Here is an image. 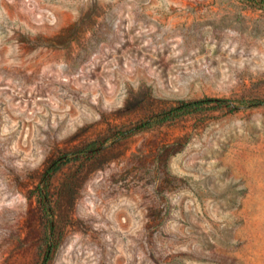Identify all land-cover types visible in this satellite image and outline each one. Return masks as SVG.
<instances>
[{
	"label": "rangeland",
	"instance_id": "374dc122",
	"mask_svg": "<svg viewBox=\"0 0 264 264\" xmlns=\"http://www.w3.org/2000/svg\"><path fill=\"white\" fill-rule=\"evenodd\" d=\"M263 157L264 0H0V264H264Z\"/></svg>",
	"mask_w": 264,
	"mask_h": 264
},
{
	"label": "trees",
	"instance_id": "16d2710c",
	"mask_svg": "<svg viewBox=\"0 0 264 264\" xmlns=\"http://www.w3.org/2000/svg\"><path fill=\"white\" fill-rule=\"evenodd\" d=\"M212 100L213 99H210V98L182 100L178 106L173 108L174 115L175 116L184 115V114L203 110L204 108H206L207 104H209ZM51 235H52V232H51ZM55 240H56L55 238H51V243H49V248L46 251L42 264H49L53 249L58 244Z\"/></svg>",
	"mask_w": 264,
	"mask_h": 264
},
{
	"label": "bare ground",
	"instance_id": "6f19581e",
	"mask_svg": "<svg viewBox=\"0 0 264 264\" xmlns=\"http://www.w3.org/2000/svg\"><path fill=\"white\" fill-rule=\"evenodd\" d=\"M253 155H254V154H253ZM249 157H250V155H249ZM253 157H254V156H253ZM257 157H258V156H257ZM250 158H251V157H250ZM263 158H264V157H263ZM252 160H253V159H252ZM252 163H253V162H252ZM256 175H257V174H256ZM258 175H259V174H258ZM258 175H257V176H258Z\"/></svg>",
	"mask_w": 264,
	"mask_h": 264
}]
</instances>
